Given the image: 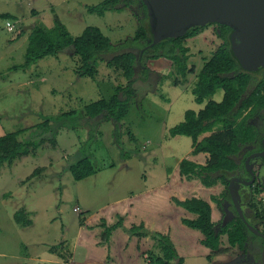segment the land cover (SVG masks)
Masks as SVG:
<instances>
[{"label": "rangeland", "instance_id": "obj_1", "mask_svg": "<svg viewBox=\"0 0 264 264\" xmlns=\"http://www.w3.org/2000/svg\"><path fill=\"white\" fill-rule=\"evenodd\" d=\"M104 1L0 0V13L12 12L18 18L9 19L16 22V29L9 31L6 26L9 20L0 17V136L33 127L43 122L45 116L55 117L71 111L83 114L77 121L84 126L89 121L84 115L87 105L111 98L117 87L128 83L121 68L102 60L98 61L94 78H79L75 73L79 58L70 48L41 59L28 69H17L25 62L29 41L27 35L20 38L21 32L25 29L29 32L26 26L32 24L50 28L57 18L73 37L80 36L89 26L99 27L114 45L133 38L142 25H150L138 8L118 7L103 16L88 12L89 6ZM215 28L213 25L202 28L198 35L187 39L191 57L186 78L171 59L148 61L151 73L146 81H139L147 90L142 106L137 102L138 97L135 98L130 113L118 129L112 121L101 123L97 138L87 147L88 126L65 127L57 137L60 151H45L39 157H26L4 166L0 171V264H37L49 255L51 246L64 240L76 249L80 217H90L119 199L132 200L134 209L143 206L140 202L148 201L142 197L145 190L157 185L150 177L154 180L163 177L161 174L190 155L192 138L171 137L169 130L183 122L188 110L199 112L205 106L195 102L192 91L198 73L221 42ZM139 69L141 67L136 68ZM222 97V92H218L212 98L220 101ZM209 135L211 133L204 134L200 140ZM89 153H92L96 174L76 181L69 167ZM256 162L253 166L255 184L250 188L239 187L236 193L239 192L237 197L242 207H253L252 225L264 234V165L260 158ZM40 168L43 170L32 180L23 185L18 183ZM209 190L211 195L222 199L220 190ZM180 192L169 187L154 192L152 198L167 194L184 199L201 193L199 187L186 195ZM149 203L154 201L149 200ZM172 205L170 201L167 213L175 219L177 211ZM76 207L80 211L75 212ZM17 213L29 217L32 225H19L15 220ZM235 215L232 203L226 199L222 208L215 210L214 218L217 224H224ZM170 223L164 232H169L167 239L172 236L177 251L184 255L185 264H264L261 240H254L248 250L229 249L228 253L214 254L208 260L198 254L203 250L198 244L199 233L194 234L172 219ZM223 240L228 241L227 235ZM157 252L163 254L162 244ZM78 259L75 264H80L83 258Z\"/></svg>", "mask_w": 264, "mask_h": 264}, {"label": "trees", "instance_id": "obj_2", "mask_svg": "<svg viewBox=\"0 0 264 264\" xmlns=\"http://www.w3.org/2000/svg\"><path fill=\"white\" fill-rule=\"evenodd\" d=\"M118 7L138 8L144 12V18L149 20L147 8L141 0H105L97 6H89L88 12L103 16L107 11L119 9ZM0 17L18 20L11 14H2ZM213 26L216 27L215 32L221 42L198 73L192 91L195 102L205 106L199 112L188 110L185 120L169 130L171 137L192 138L194 150L181 161L177 175L173 176L165 187H171L177 192L181 186L180 193L186 195L189 194V189H193L186 187L185 183L196 187L202 185L200 194L184 199L176 196V203L174 195L168 196L173 204L172 208L177 211L176 219L179 223L194 234L199 233L198 244L203 250L198 254L208 260L214 254L228 253L229 249L248 250L249 245L256 239L264 242V234L254 233L244 220L249 218V222L253 224V220H250L253 207H243V214L238 212L229 190L231 179L248 175L246 159L251 154L263 150L264 69L257 72L244 70L232 51V29L221 24ZM206 27L193 30L179 38L156 41L150 25H142L133 38L118 45H114L109 37L95 26H89L80 36L73 37L57 18L51 28L39 25L32 27L25 62L17 69H28L41 59L58 55L70 48L72 54L79 58V66L75 70L79 78H94L98 61L102 60L121 68L128 83L117 87L111 98L100 99L87 105L84 115L89 121L87 120L84 126L77 121L83 114L71 111L55 117L45 116L43 122L33 127L0 136V171L6 164L12 165L26 157H39L50 150L60 151L57 137L62 128L88 126L90 136L87 147L97 138L96 132L101 123L112 121L118 129L122 120L130 113L135 98L138 97L137 102L142 106V99L147 90H144L145 87L141 86L139 81H146L151 73L147 66L148 61L158 58L171 59L177 63L179 72L186 78L191 57L186 41ZM137 67L141 69L137 71ZM259 74L262 75L259 77ZM218 92L223 94L220 101L212 98ZM207 133L211 135L200 140V137ZM34 138L39 140L34 141ZM91 157L92 153L84 154L69 167L76 181L96 174ZM256 159L258 157L253 161ZM42 170L43 168L35 170L26 179L18 180V183L25 184ZM210 188L220 190L222 199L211 195ZM226 199L232 203L236 215L229 222L217 224L214 218L215 210L222 208ZM131 201L129 199L111 204L90 217H80L79 244L87 251L86 260L80 264H140L144 255L148 256V264H185L184 255L177 251L172 236L167 239L169 232H148L147 221L136 215ZM15 220L25 227L32 225V220L23 217L22 213L15 214ZM225 235L228 237L227 242L223 240ZM157 242L162 244L161 255L154 253ZM63 246L64 243L54 246L56 250L52 252H57V249H62ZM59 257L64 258V255L59 253ZM134 259H137V262L133 263Z\"/></svg>", "mask_w": 264, "mask_h": 264}, {"label": "water", "instance_id": "obj_3", "mask_svg": "<svg viewBox=\"0 0 264 264\" xmlns=\"http://www.w3.org/2000/svg\"><path fill=\"white\" fill-rule=\"evenodd\" d=\"M147 8L150 30L156 41L179 38L201 27L213 24L227 25L232 29V51L241 67L250 72L264 69V0H141ZM264 160L263 150L246 159L251 174L247 184H253L256 176L250 167L253 158ZM230 188L238 210L236 192ZM247 226L260 233L245 219Z\"/></svg>", "mask_w": 264, "mask_h": 264}, {"label": "crops", "instance_id": "obj_4", "mask_svg": "<svg viewBox=\"0 0 264 264\" xmlns=\"http://www.w3.org/2000/svg\"><path fill=\"white\" fill-rule=\"evenodd\" d=\"M2 14H11L12 16H14L12 12L0 13V15H2ZM14 17H16V16H14ZM34 26H37V23L32 24V26H30V27L26 26V27H28L27 29L29 30V32L25 31L26 29L23 30L22 32H24V33L21 32L22 34H21L20 38L27 35L26 39L29 40L28 37H29L30 31H31V28ZM47 28H49V27H47ZM28 43H29V41H28ZM193 150H194V146H193V142H192L190 150H189V152H190L189 154H191L193 152ZM181 161L176 162L175 165L172 166V168L170 170H168L167 173L161 174L163 177L158 178L157 180H154V178L150 177V180H152L154 182V184H157V185L155 187H151V188L145 190L146 193L142 197L145 196L144 199H147L148 201H146V200L141 201L140 203L143 206H139L135 209L133 208V210L136 211V215H138L140 218H143L144 220H146L148 225L151 222L152 228L148 229V227H146L148 229V232L152 233L156 228H158V231H162V232L165 231L167 226H169L171 224L170 223L171 219H172V222L176 221L177 223H179V220H177L176 218L174 219L173 216L169 217V215L167 213V209H168V206L170 205V201H171L170 197L167 196V194H166V195H160L158 198L157 197L152 198V194L154 192L156 193V191L160 192L161 190L166 189L165 187H167L169 185L170 179L173 176L177 175L176 171H177V169H179V165H180ZM193 182H195V181L193 180ZM185 184H186V187H188V188L190 187L193 190H196V189L198 190V187H196L194 185V183H193L194 186H191L188 183H185ZM180 187L181 186H179V191H180ZM184 187H185V185H184ZM201 188H202V185L199 186V191L201 190ZM126 200H129V198L128 199H126V198L125 199H119V200H117L111 204H116V203L123 202ZM149 200L154 201V203H149ZM111 204H109V205H111ZM76 208H79V207H76ZM148 213H150V215ZM80 231H81V226H80ZM80 231L78 234V238L76 239V246H77L76 249L73 248L72 243L64 240V241L59 243V244L64 243V246L62 247V249L58 248L57 252L53 253L52 250H56L54 246H57L59 244L51 246L49 248V255L46 256L45 259L39 260V262L37 264H54V263H57L58 261L66 263V264H69V263L75 264L74 261H79L78 257L83 258L82 262L80 261L81 263H83L87 258V251H86L85 247H83L79 244ZM148 238H150V237H148ZM158 246H159V243L157 242V245L154 249V253H156L157 255H161L160 253L157 252ZM59 253H62L64 255L65 259L60 258ZM75 256L77 257L78 260H74ZM147 257H148L147 255H144L143 257H141L140 264H148L147 260H146ZM132 262L133 263L137 262V259L132 260Z\"/></svg>", "mask_w": 264, "mask_h": 264}, {"label": "flooded vegetation", "instance_id": "obj_5", "mask_svg": "<svg viewBox=\"0 0 264 264\" xmlns=\"http://www.w3.org/2000/svg\"><path fill=\"white\" fill-rule=\"evenodd\" d=\"M262 151V150H261ZM258 158H260L261 159V161H262V163H263V165H264V160L261 158V157H258ZM254 159V158H253ZM253 159L250 161V167L252 168V170H253V166H254V164H256L257 162L256 161H253ZM247 172H248V170H247ZM253 172H254V170H253ZM255 173V172H254ZM255 176H256V174H255ZM237 179H241L242 180V182H238V181H235V183H234V185H233V190L236 192L237 190H238V188L240 187V188H242V189H244V188H250L251 186H253L254 184H255V181L257 180V178L255 179V181H254V183L253 184H247V182L249 181V180H251V174L248 172V175L247 176H245V177H238V178H233V179H231L230 180V182H229V188H230V183H231V181L232 180H237ZM230 190V192H231V188L229 189ZM231 194H232V192H231ZM239 194V192H237L236 193V196ZM242 194V193H241ZM233 197V196H232ZM237 203H238V206H239V208H240V210H238V208H237V205H236V209H237V211L238 212H241V214H243L242 213V211H244V208L240 205V203H239V201H238V197H237ZM243 217V216H242ZM245 217V216H244ZM247 219V218H246ZM249 219V218H248ZM247 219V221L249 222V220ZM250 223V222H249ZM251 224V223H250ZM252 225V224H251ZM262 242H263V240H262ZM264 243V242H263Z\"/></svg>", "mask_w": 264, "mask_h": 264}, {"label": "built area", "instance_id": "obj_6", "mask_svg": "<svg viewBox=\"0 0 264 264\" xmlns=\"http://www.w3.org/2000/svg\"><path fill=\"white\" fill-rule=\"evenodd\" d=\"M15 23L16 22L12 21V20L7 21V23H6L7 29L9 31H14L16 29ZM74 211L78 212V211H80V209L79 208H75Z\"/></svg>", "mask_w": 264, "mask_h": 264}, {"label": "clouds", "instance_id": "obj_7", "mask_svg": "<svg viewBox=\"0 0 264 264\" xmlns=\"http://www.w3.org/2000/svg\"><path fill=\"white\" fill-rule=\"evenodd\" d=\"M9 20V19H8Z\"/></svg>", "mask_w": 264, "mask_h": 264}]
</instances>
